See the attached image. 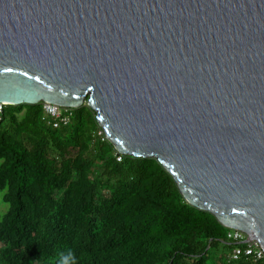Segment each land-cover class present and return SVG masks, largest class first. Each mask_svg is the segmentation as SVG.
<instances>
[{"label": "water", "instance_id": "obj_1", "mask_svg": "<svg viewBox=\"0 0 264 264\" xmlns=\"http://www.w3.org/2000/svg\"><path fill=\"white\" fill-rule=\"evenodd\" d=\"M85 101L264 252V0H0V103Z\"/></svg>", "mask_w": 264, "mask_h": 264}, {"label": "trees", "instance_id": "obj_2", "mask_svg": "<svg viewBox=\"0 0 264 264\" xmlns=\"http://www.w3.org/2000/svg\"><path fill=\"white\" fill-rule=\"evenodd\" d=\"M71 110L55 128L43 103L4 108L0 264H227L228 228L155 158L119 153L86 101Z\"/></svg>", "mask_w": 264, "mask_h": 264}, {"label": "built area", "instance_id": "obj_3", "mask_svg": "<svg viewBox=\"0 0 264 264\" xmlns=\"http://www.w3.org/2000/svg\"><path fill=\"white\" fill-rule=\"evenodd\" d=\"M7 105L0 103V120ZM43 110L47 123L55 128L67 125L71 121V108L43 103ZM120 159L121 157H118V160ZM226 238L234 245L227 256V264H264V252L256 240L245 242L248 239L247 235L236 229H229Z\"/></svg>", "mask_w": 264, "mask_h": 264}, {"label": "rangeland", "instance_id": "obj_4", "mask_svg": "<svg viewBox=\"0 0 264 264\" xmlns=\"http://www.w3.org/2000/svg\"><path fill=\"white\" fill-rule=\"evenodd\" d=\"M7 209V205L1 203V193H0V216L5 212ZM221 247L223 246L222 244L220 245Z\"/></svg>", "mask_w": 264, "mask_h": 264}]
</instances>
